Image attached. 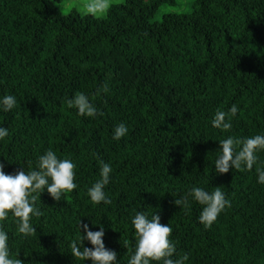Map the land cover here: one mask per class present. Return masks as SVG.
<instances>
[{
  "label": "trees",
  "instance_id": "obj_1",
  "mask_svg": "<svg viewBox=\"0 0 264 264\" xmlns=\"http://www.w3.org/2000/svg\"><path fill=\"white\" fill-rule=\"evenodd\" d=\"M59 0H0V98L16 107L0 110V163L6 174L36 170L51 149L75 165L77 188L52 199L47 189L33 216L36 233L18 232L12 214L0 221L10 258L24 264H92L78 261L70 244L79 223L104 229L117 264L135 253L132 219L156 213L172 228L173 259L185 264H264V151L252 171H215L219 141L264 135V0H194L189 14H167L178 0H126L105 17L62 15ZM107 83L108 93L97 91ZM88 95L103 116L81 117L66 101ZM237 114L231 130L216 129V111ZM124 123L119 141L113 131ZM112 167L104 191L110 204L93 205L88 189L100 178V161ZM31 161V169L28 162ZM221 187L231 207L211 229L199 222L202 206L174 204L192 188ZM126 244V247H125ZM84 246L92 248L87 240ZM157 264V262H152Z\"/></svg>",
  "mask_w": 264,
  "mask_h": 264
},
{
  "label": "clouds",
  "instance_id": "obj_2",
  "mask_svg": "<svg viewBox=\"0 0 264 264\" xmlns=\"http://www.w3.org/2000/svg\"><path fill=\"white\" fill-rule=\"evenodd\" d=\"M112 6V0H87L84 4V13L98 17L107 14ZM109 87L105 83L96 95L101 92L108 93ZM16 97L6 95L0 98V110L9 112L16 107ZM69 109L75 108L81 117L95 118L103 116L96 105L90 102L88 95L76 92L74 97L66 101ZM238 109L233 105L230 112L217 110L212 120V125L216 129L229 131L232 128L231 117H234ZM128 128L124 123H120L113 131V139L119 141L127 135ZM9 135L6 128L0 127V141ZM221 151L215 161V171L218 175L227 174L230 169L236 171H252L257 164V153L264 151V135H255L248 138L228 137L219 141ZM100 178L88 189V196L93 205L101 203L110 204L104 189L110 182L112 167L109 163L100 161ZM31 169L32 162L29 161ZM76 165L70 159H59L57 155L49 149L44 155L38 158L36 170L25 172L18 171L14 175L6 174L4 164L0 163V221H5L12 214L18 222V232L25 237L36 233V228L31 224L33 216L43 215L36 207V203L41 198V194L47 189L48 194L55 201L59 202L66 193L77 188L75 183ZM258 183L264 184V168L257 167ZM189 197L202 206L199 215V222L205 229H211L217 221L219 215L231 207V201L226 199L221 187L214 188L208 192L200 187L192 188L181 199H175L174 204L183 211H190ZM135 229L136 247L135 253L131 256L128 264H185L189 256L173 259L176 254V245L172 241V228L161 223L159 214L153 215L150 219L144 212H137L132 219ZM83 229L86 235H81L79 244L73 240L70 244L71 255L78 261H91L92 264H117V253L106 249L104 244V229L93 232L87 224L79 223V231ZM91 243L92 248L84 246V241ZM9 237L0 225V264H24L19 258H10ZM126 247V244H125Z\"/></svg>",
  "mask_w": 264,
  "mask_h": 264
},
{
  "label": "rangeland",
  "instance_id": "obj_3",
  "mask_svg": "<svg viewBox=\"0 0 264 264\" xmlns=\"http://www.w3.org/2000/svg\"><path fill=\"white\" fill-rule=\"evenodd\" d=\"M126 0H112V6L123 4ZM150 1V0H146ZM87 0H59L55 5L62 15H68L71 12H77L81 16H87L84 13V4ZM194 0H178L176 5H162L151 20V23H158L162 21L164 15L167 14H189L192 11ZM106 15V14H105ZM105 15L96 18H103Z\"/></svg>",
  "mask_w": 264,
  "mask_h": 264
}]
</instances>
